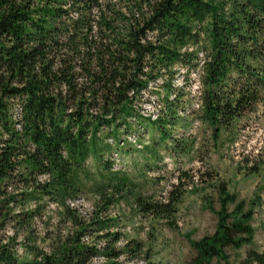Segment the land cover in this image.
Listing matches in <instances>:
<instances>
[{
	"label": "trees",
	"instance_id": "obj_1",
	"mask_svg": "<svg viewBox=\"0 0 264 264\" xmlns=\"http://www.w3.org/2000/svg\"><path fill=\"white\" fill-rule=\"evenodd\" d=\"M202 32L206 56L200 117L217 134L264 102V0H0V229L9 215L2 210L4 204L17 201L6 196L11 180L34 188L21 193L26 199L48 195L63 202L75 195L80 168L91 153L101 155V129H107V145L115 149L102 163L110 169L122 154L120 148L135 147L146 122L168 134L167 119L142 116L134 102L161 69L174 76L171 66L176 63L188 69L198 66L199 49L188 47L199 43ZM79 77L84 80L78 82ZM183 80L181 86L162 82L171 113L187 83L186 77ZM182 110L187 114L195 109ZM40 175L47 176L44 182L37 180ZM103 188L100 184L98 192ZM175 192L173 185L164 200L139 197L136 203L146 214L170 217L179 202ZM219 192L222 206L215 231L190 242L194 254L188 264H230L227 247H245L236 264H264V251L253 244L251 213L243 212L241 204L229 212L226 204L236 198L223 184ZM113 199L106 198L100 211ZM65 209L76 220L68 205ZM25 214L31 218L35 213ZM111 220L94 218L81 224L49 252L24 244V257L14 239L0 237V264H90L99 255L117 264L122 253L139 248L137 242L127 241L117 249L119 232L97 235L106 239L103 246L83 241Z\"/></svg>",
	"mask_w": 264,
	"mask_h": 264
},
{
	"label": "rangeland",
	"instance_id": "obj_2",
	"mask_svg": "<svg viewBox=\"0 0 264 264\" xmlns=\"http://www.w3.org/2000/svg\"><path fill=\"white\" fill-rule=\"evenodd\" d=\"M75 16L68 19L65 26ZM60 36L62 42L66 41L65 31ZM205 36L202 32L199 43L188 47V50L199 49L196 68L188 69L176 63L171 66L174 76H168L161 69L158 77L150 79L147 89L135 99V106L142 116L154 118L160 114L168 120L164 125L168 134L147 122L142 127L137 125L142 137L137 144L130 139L135 147L120 148L119 154H122L115 157L114 167L110 169L104 168L103 164L115 149L107 145V129H101L97 139L101 155L91 153L88 156L78 173L80 189L63 202L48 195H36L38 199L23 198L22 192H31L34 188L18 179L8 182L6 196H16L17 201L4 204L2 210H7L9 215L3 219L0 237L14 239L19 256H25L24 244L49 252L72 236L81 224L98 218L112 220L100 231L86 234L83 241L92 243L96 240L97 246H103L106 239H97V235L119 232L121 238L115 243L117 249H123L127 241L139 245L135 252H124L115 259L117 264H188L194 254L190 242L215 231L217 212L222 206L220 184L236 198L235 203L226 204L229 212L241 204L243 212L251 213L253 244L264 251V102L217 134L202 121ZM92 40L99 38L92 37ZM62 51L66 53L64 49ZM76 63V71L80 72L78 61ZM185 77L184 91L178 94L179 100L172 105L171 113L162 97V82L171 80L173 85L181 86ZM83 80L84 77L78 78V82ZM189 106L195 109L194 112L183 113L182 107ZM118 132L122 133L123 129L120 127ZM117 168L122 172L115 171ZM46 178V175H40L37 180L44 182ZM121 180L125 185L120 186ZM100 184L104 187L102 193L98 192ZM173 185L175 194L180 197L172 216H153L140 210L137 198L164 200ZM109 197H114L113 203L100 211ZM66 205L73 210L76 220L69 217ZM31 210L35 214L29 218L25 213ZM226 253L228 262L236 264L244 256L245 247H227ZM110 262L99 255L92 258L90 264ZM218 263L223 264V261Z\"/></svg>",
	"mask_w": 264,
	"mask_h": 264
},
{
	"label": "built area",
	"instance_id": "obj_3",
	"mask_svg": "<svg viewBox=\"0 0 264 264\" xmlns=\"http://www.w3.org/2000/svg\"><path fill=\"white\" fill-rule=\"evenodd\" d=\"M200 82H199V92H200ZM199 92H198V94H199ZM200 100V99H199ZM133 141H135V139L133 138ZM84 239V238H83Z\"/></svg>",
	"mask_w": 264,
	"mask_h": 264
},
{
	"label": "bare ground",
	"instance_id": "obj_4",
	"mask_svg": "<svg viewBox=\"0 0 264 264\" xmlns=\"http://www.w3.org/2000/svg\"><path fill=\"white\" fill-rule=\"evenodd\" d=\"M199 107V106H198Z\"/></svg>",
	"mask_w": 264,
	"mask_h": 264
}]
</instances>
